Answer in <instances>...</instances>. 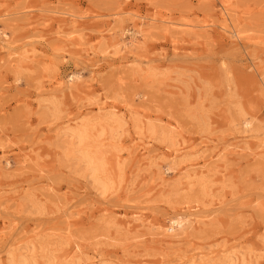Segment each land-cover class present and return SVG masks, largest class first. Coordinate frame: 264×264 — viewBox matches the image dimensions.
Segmentation results:
<instances>
[{
	"label": "rangeland",
	"instance_id": "374dc122",
	"mask_svg": "<svg viewBox=\"0 0 264 264\" xmlns=\"http://www.w3.org/2000/svg\"><path fill=\"white\" fill-rule=\"evenodd\" d=\"M229 4L226 20L222 0H0L16 39L0 55V264L34 247L39 264H264V0ZM136 22L135 48L121 32ZM78 72L92 91L56 88ZM98 117L122 124L102 142L122 173L105 197L64 135ZM190 206L162 241L156 220Z\"/></svg>",
	"mask_w": 264,
	"mask_h": 264
},
{
	"label": "bare ground",
	"instance_id": "6f19581e",
	"mask_svg": "<svg viewBox=\"0 0 264 264\" xmlns=\"http://www.w3.org/2000/svg\"><path fill=\"white\" fill-rule=\"evenodd\" d=\"M229 1L231 0H222L223 3V10L224 14L227 16L226 20H229V16L231 17L230 13V4ZM74 24L78 23L79 18H82L81 16H76L77 19H73ZM51 19H54V16L51 17ZM187 25V24H183ZM194 25H190L188 27H192ZM224 30L229 29V25L225 24L222 26ZM111 32V31H110ZM122 35H129L131 37V46H134L136 44V40L139 36L145 35V29H143L140 26L139 22H136L133 30H127L124 29L121 32ZM236 35L240 36L239 33ZM102 37H105V35H102ZM16 43V39L12 38V32L9 31L6 28H0V55L4 52H7L9 55L12 56L11 50L13 49V45ZM136 48V46H134ZM0 60H4L3 55L0 57ZM87 60V59H85ZM83 79L81 74L73 73L69 79H66L63 81L62 77H58L56 79L55 85L56 88L62 89L66 85L70 91L72 92V88L75 87L76 90L79 89H87L92 91L94 83L90 82L87 84H83ZM54 106V114L56 117H59L62 114L60 102L58 99H54V101H51ZM97 121H91L87 120L82 123H78L73 127H68L64 130V135H68L71 138V142L68 145L69 149V157L73 158L78 166H81L83 168L84 175L88 176L90 178V181L92 183V186L99 197H105V195L114 192L117 190L120 184V179L122 176V173L117 166H114V159L117 160L118 156L115 155L111 157L109 155V151L105 150L103 145L104 137L107 134H111L112 137L116 136L117 134V128L122 127L121 122H119L118 119L111 118V117H104L103 119H100L99 117L96 118ZM254 124V120H245L244 121V127L248 130L252 128ZM114 125H117L116 127ZM137 125V121H136ZM139 135H144V132L142 131V128L137 126ZM148 131L150 132H156V128L154 125L148 127ZM135 141V140H134ZM182 149H176L174 150L175 153H179ZM134 152L139 155L141 160H145L147 157L145 156L147 153H150L149 149V142L143 141L137 142L136 147L134 149ZM21 155L18 153V156ZM2 159H4L2 161ZM149 159V158H148ZM0 163H4L5 166L9 169L12 166V160L11 157L3 156L0 157ZM173 170V166L171 164H166L165 169L163 170V166L158 170V178L161 179L163 182L162 184L165 185V177L164 175L166 173H169ZM197 206H190L187 209H189L190 215L186 214L185 210L180 208L173 216L169 217V222L167 225H162L160 220H156L155 226L158 228H163L161 230V234L163 237L162 241L168 242V241H175L181 238L182 233L186 230L187 225L191 223L192 214L194 215V211L191 209H195ZM184 208V207H183ZM197 209V210H196ZM134 214V213H133ZM138 214L135 213L134 217L131 218L127 222V224H130L134 229L141 226L140 224L136 223L140 220L139 217H137ZM111 222L110 224H112ZM42 250L44 254L42 255V258H44L47 263H53L55 260H57L54 257V250L50 249L49 247H42ZM232 260V258H231ZM9 263L11 264H39V256L38 252H35V247L32 251V253L28 255L24 254H12L11 259L9 260ZM65 264H70L65 263ZM110 264V263H107ZM201 264H210V262H202ZM223 264H233L232 262H224Z\"/></svg>",
	"mask_w": 264,
	"mask_h": 264
}]
</instances>
